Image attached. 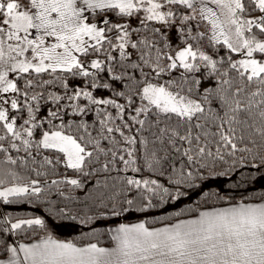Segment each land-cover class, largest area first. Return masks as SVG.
Returning <instances> with one entry per match:
<instances>
[{
  "label": "snow or ice",
  "instance_id": "obj_1",
  "mask_svg": "<svg viewBox=\"0 0 264 264\" xmlns=\"http://www.w3.org/2000/svg\"><path fill=\"white\" fill-rule=\"evenodd\" d=\"M0 264H264V0H0Z\"/></svg>",
  "mask_w": 264,
  "mask_h": 264
}]
</instances>
